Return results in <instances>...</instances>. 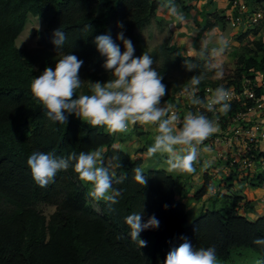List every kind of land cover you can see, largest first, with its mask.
<instances>
[{"label":"trees","instance_id":"trees-1","mask_svg":"<svg viewBox=\"0 0 264 264\" xmlns=\"http://www.w3.org/2000/svg\"><path fill=\"white\" fill-rule=\"evenodd\" d=\"M248 5L253 11L259 7L264 12V0H249ZM159 9V0H0V264H164L167 253L184 242L181 237L187 238L194 249L214 246L221 260L230 258L235 249L248 248L264 264V245L253 242L264 239V214L249 218L252 201L217 194L210 199L209 208L201 209L189 220L186 203L176 197L172 174L160 168L148 169L147 184H138L133 169L141 167V160L115 147L114 134L104 127H92L73 114H67L65 125L53 122L31 94L32 80L68 54L83 61L79 70L83 82L77 95L90 94L87 81L104 83L110 78L95 37L109 34L123 52V43L117 39L121 31L133 43L134 57L143 52L153 57V67L168 90L161 102L184 88L192 75L205 74L200 85L237 88L243 79L253 80L256 73L264 77V40L259 37L264 18L245 29L258 38L233 51L232 61L223 67V78L216 79L215 71L208 69L210 56L200 59L186 55L168 40L148 47L137 31L150 24ZM28 15L41 18L45 25L37 32L38 46L33 49L16 45ZM213 19L222 25L229 22L225 14L214 15ZM212 22L205 16L200 33L212 28ZM57 28L66 33L67 39L56 49L51 41ZM185 61L196 68L186 70ZM172 70L183 73L181 84L169 80ZM237 109L243 110L233 103L229 113ZM96 148L104 151L105 158L120 156L122 168L116 169L113 187L120 190L121 196L111 207L96 200L99 209L94 208L89 201V186L71 165L59 171L47 187L33 180L27 166L33 152L67 157L72 152ZM120 175L127 178L116 184ZM209 182L210 175L205 172L191 199L202 200L209 191ZM249 184L253 188L264 185V169L255 173ZM218 200L223 202L215 207ZM41 204L54 210L47 216L39 208ZM139 212L142 223L151 216L159 221L157 228L140 233L139 238L147 242L142 248L130 238L125 224L128 215Z\"/></svg>","mask_w":264,"mask_h":264},{"label":"clouds","instance_id":"clouds-1","mask_svg":"<svg viewBox=\"0 0 264 264\" xmlns=\"http://www.w3.org/2000/svg\"><path fill=\"white\" fill-rule=\"evenodd\" d=\"M159 7L171 18V29H174L176 24L185 22V15L175 0H159ZM118 27L123 29L124 25L119 23ZM52 36L51 42L56 49L62 47L67 39L66 33L60 28H57ZM117 39L123 43V52L109 34L95 37L94 43L98 52L106 58L103 67L110 71V78L104 83L87 81L90 94L77 95V90L83 82L79 77L83 61L72 54L63 55L54 68L45 67L43 72L32 80L31 94L42 105L47 118L59 124L65 125L67 114H73L92 127L106 128L110 134H126L131 126L137 124L154 127L155 135L147 148V156H166L169 172L194 173L199 162L201 145L220 131L218 121L209 119L203 112H187L181 120L173 104L161 106V100L168 94V90L162 82V75L153 67V57L147 52L134 57V45L130 39L125 38L123 31L117 34ZM229 44L230 40L224 34L209 36L201 41L198 50L193 47L192 53L200 59L209 56L216 59L217 62L209 63L208 69L215 71L216 79H221L224 71L218 58ZM189 46H192L191 41ZM185 68L192 71L196 65L185 61ZM204 79V73L192 75L182 89V95L187 97L191 104L200 106L208 113L219 112L226 115L231 108L230 91L219 86L210 90L211 95L203 101L196 93ZM70 165L82 182L91 185L90 197L107 202L109 207L118 202L121 192L113 187V180L116 177V169L122 168L119 155L106 159L104 151L96 148L78 154L72 152L67 157L33 152L27 159L32 178L40 187H47L54 182L57 173L67 170ZM133 172L134 180L145 186V170L135 167ZM126 178V175H120L115 179V183H122ZM125 224L130 229V238L142 248L147 246V242L139 238L140 233L149 228H157L159 221L155 216H151L147 222L142 223V215L139 212L128 215ZM181 239L184 242L167 253L164 264H219L214 246L194 249L187 238ZM253 242L264 245L262 238ZM257 264L260 262L257 261Z\"/></svg>","mask_w":264,"mask_h":264},{"label":"rangeland","instance_id":"rangeland-1","mask_svg":"<svg viewBox=\"0 0 264 264\" xmlns=\"http://www.w3.org/2000/svg\"><path fill=\"white\" fill-rule=\"evenodd\" d=\"M226 1L227 0H214L213 2H209V0H175V3L179 6V8L182 10V12L185 15L184 23L176 24L175 28L171 29L169 27L171 23V18L167 16L166 11L159 9L156 13V16L152 18L150 24L139 29L137 32L146 40L149 48H152L156 44L168 40L169 43L174 44L177 47L181 48L183 53L186 55H194L192 53V48L193 47L195 49L200 48L201 41L208 38L209 36L224 34L230 40V44L228 48L225 50L222 56L218 58L219 63H221L222 66L224 67L227 63H230L232 61L233 51L240 49L243 46V44L245 43L249 44L252 40L258 38V35L257 37H254L251 32H245L246 30H244V27L240 28L231 22H227L224 23V25H222L220 22H217L216 20L213 19L214 15H223L226 13V9L224 7ZM201 11L203 12V14H201ZM205 16L207 18L212 19L213 27L204 28V30L200 33L199 25H201L204 22ZM44 27L45 25L41 18L37 16L28 15L24 29L16 39V45L20 48H26V49H33L37 47L38 46L37 32L43 30ZM259 37H261L264 40L263 29H261ZM189 41H191V45H192L191 47L189 46ZM193 41L194 43H192ZM208 62L215 63L217 62V60L210 57ZM168 77L171 82L177 85L181 84L184 80L183 73L177 70L170 71ZM131 131L132 129L130 128V131L128 133H130ZM218 165L220 166V163ZM220 171L218 172L214 171V172L217 175L219 174L221 176L222 174L223 175L226 174L224 169ZM243 171L246 172V170ZM248 173H254V171L251 172L249 171ZM240 174L241 176L239 179L241 180L242 183V181L247 180L248 174H242V173ZM190 179L192 180V178ZM86 184L89 186L90 189L91 185L88 183ZM212 185H218V187H223L225 193L226 192L229 193V195L217 193L219 195L222 196L236 195L233 194V192H235V190L233 189L235 187L234 184L226 185L223 181H220L218 179V176L215 177V181L214 183H212ZM195 186L193 185L194 188L193 192H189L187 201H185L186 204H188L189 201L191 200L190 196L197 191V187ZM262 189L264 190L263 184L259 187H256V190H253V187L249 186L247 187L246 193H249L251 191L254 200L258 201L261 196L260 191ZM89 201L96 210L99 209L97 205V201L95 199L90 197ZM222 202L223 200H220V204ZM257 204H259V206L261 205L260 206L261 208L260 210H258V208H255L256 209L255 211H257L256 213L260 214L261 216L264 214V202H257ZM192 207L194 208H188L189 220L197 216V214L200 211L199 208L198 209L196 208V206H192ZM202 207L209 208V206H206L205 204H202ZM39 208H41L42 211L47 216L54 210L53 206L43 205V204L39 205ZM240 210L241 212H243L242 209ZM218 261L219 264H257L258 255L254 250L248 248H240V249H235L232 252L231 257L228 258L227 260L218 259Z\"/></svg>","mask_w":264,"mask_h":264},{"label":"built area","instance_id":"built-area-1","mask_svg":"<svg viewBox=\"0 0 264 264\" xmlns=\"http://www.w3.org/2000/svg\"><path fill=\"white\" fill-rule=\"evenodd\" d=\"M249 0H227L225 4L226 19L236 26L245 29L253 27L264 18V12L257 7L251 10ZM210 84L199 85L196 95L203 101L214 90ZM182 89L174 92L171 99L161 102V106L171 103L183 119L187 112H203L209 119H215L219 123L220 131L204 141L201 148H211L220 144L221 156L228 157L229 165L236 169L244 170L264 169V77L262 73H256L253 80L243 79L240 86H228L230 91V105L237 104L243 110H234L231 113H208L203 108L191 104L189 99L182 95ZM260 89V91H258Z\"/></svg>","mask_w":264,"mask_h":264},{"label":"crops","instance_id":"crops-1","mask_svg":"<svg viewBox=\"0 0 264 264\" xmlns=\"http://www.w3.org/2000/svg\"><path fill=\"white\" fill-rule=\"evenodd\" d=\"M131 129L132 131L130 133L114 134V146L120 148L124 152H127L128 154H130L132 158L140 159L141 168H143L144 170H148L152 168H160L172 174L176 181V197L182 202L186 203L185 201H187L189 192H193L194 190L193 185L194 186L196 185L195 187H197V189L201 186L203 182V175L205 172L208 175H210V182H209L210 186L208 193L202 198V200L197 202L192 200L190 197L191 200L188 203L189 205L186 204L188 208H194L192 206H196V208L197 209L199 208V210L207 209V207L203 208L202 204H205L206 206L210 207L211 200L212 199L214 200L217 193L229 195V193L227 192L225 193L223 187H218V185H212V183H214L215 181V177L218 176V179L220 181H223L226 185L234 184L235 187L233 189L235 190V192H233V194L241 196L244 199L250 200L254 203L253 204L254 208L252 207L250 212L248 213V216L250 218H253L255 216H260V214L256 213L257 211H255L256 210L255 208H258V210H260L261 205L259 206L257 202H264V190L262 189L260 191L261 196L258 201L254 200L251 191L249 193H246L247 187L250 186L249 183L251 182L253 175L255 173H258L259 170L256 169L246 170L245 172L243 171L244 169L240 167H236V169L232 168L228 163L227 156L223 155L220 157V152L222 150V147L220 144H217L215 146H212L211 148H207L209 149L208 151H204L205 148H201L199 162L196 164V171L194 173L177 174L175 172H169L166 163V156H161L159 154L152 158H149L147 156V148L151 145L153 137L155 135L154 127L142 126L137 124L131 126ZM217 163L218 164L220 163V166ZM222 169H224L226 173L225 175L223 174L222 176L219 174L217 175L214 172V171L218 172ZM249 171L250 172L254 171V173H248ZM240 173L248 174L247 180L242 181V183L241 180L239 179L241 176ZM190 178H192V180ZM210 189L212 190L211 192ZM253 190H256V188H253ZM214 206L219 207L220 200H218Z\"/></svg>","mask_w":264,"mask_h":264}]
</instances>
